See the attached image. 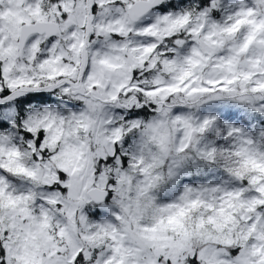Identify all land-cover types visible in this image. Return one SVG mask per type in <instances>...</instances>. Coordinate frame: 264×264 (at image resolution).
<instances>
[{
	"label": "clouds",
	"instance_id": "obj_1",
	"mask_svg": "<svg viewBox=\"0 0 264 264\" xmlns=\"http://www.w3.org/2000/svg\"><path fill=\"white\" fill-rule=\"evenodd\" d=\"M237 19L264 3L0 0V73L43 90L0 143V259L105 264L118 243L127 264H264V32L244 48ZM61 164L79 169L60 180Z\"/></svg>",
	"mask_w": 264,
	"mask_h": 264
},
{
	"label": "snow or ice",
	"instance_id": "obj_2",
	"mask_svg": "<svg viewBox=\"0 0 264 264\" xmlns=\"http://www.w3.org/2000/svg\"><path fill=\"white\" fill-rule=\"evenodd\" d=\"M260 3H264V0H259ZM37 11H39L37 9ZM93 11H95V6H93ZM248 15H251V10L249 9ZM242 24H247V25H252L254 26L252 31L245 37L246 42L244 43L243 47L247 48L250 43L253 42L256 32L261 31L264 32V21H260L257 23L255 20L251 19H237L235 24H233L230 28H227V32H234L236 31ZM264 43V41H262ZM101 63H106V61H101ZM185 75H189V73H186ZM183 79V77H181ZM31 84V81H25L23 79L21 80H7V78L3 75V73H0V143H2L5 139L9 138L8 133L5 131L7 129L12 128L14 125H18L21 123V117H24L25 115V110H24V104L22 101L31 103V101L28 99L30 96H37L40 95L43 90L39 89L38 87H28L25 88V84ZM209 83H216L213 81H209ZM227 83L231 84L232 81L229 80ZM259 87L261 89H264V84H260ZM170 91H176L177 89L171 88L169 89ZM202 90H207V89H202ZM222 90H227V89H222ZM195 91V89H193ZM148 95H155V93H148ZM115 98V97H113ZM42 103V101H41ZM13 105H19L20 108V115L19 117L16 116V109L13 107ZM33 115L38 116L39 113H34ZM136 115L135 109L130 111L128 113V117H134ZM26 127H28V131L25 133L26 136L30 137L32 132H35L37 129L34 127H30V120L25 119L23 121ZM137 122L133 121V125L135 126ZM40 136L43 138V130L40 131ZM122 138V129L121 128H116L114 131V134L110 140V143L113 145L112 148H104L102 152L100 153L101 155V160L100 163L106 164V165H111L115 166L116 164L120 163V160H123L124 164L127 165V157H119V154L121 152V147H120V141ZM55 139V138H54ZM127 141H125L126 143ZM39 141H37V145H39ZM119 157V159H118ZM61 168H63V171L59 175L60 180L65 179V173L68 175H73L76 171L79 169V165H77L74 168H69L68 164H61ZM97 172H99V168L96 169ZM105 171L111 175L112 169L107 168ZM115 174L117 177H119L121 180H123V176L121 174V171L119 168L115 169ZM55 179V177H53ZM101 180L107 179L105 176L100 177ZM108 184H115L116 180L113 179H107ZM56 187H59V184L56 185ZM72 185L69 183L67 185V188H71ZM71 195V193H69ZM106 195L108 197H111L112 191L109 190L107 191ZM105 196V193L100 191L99 189L97 190V195L96 199L97 201L103 199ZM96 215H99V212L96 213ZM146 231H154L146 229ZM111 237V239L115 242L117 241V236L113 233H106ZM155 239V237H152ZM88 240H93L94 237H86ZM5 248L6 246H0V257H3L5 255ZM112 251L116 254L110 257L105 264H127V257L124 253L121 251V245L120 244H115L112 246ZM239 251V249H236L233 252V255H235V252ZM119 257V258H117ZM91 259H95V257H91ZM179 259L180 257L177 254H172L168 255L167 252L165 254L160 255L159 253L157 254V258L150 260L148 264H159L160 260H167V264H179ZM0 264H6V261L3 259H0ZM7 264H11L10 259L7 262ZM66 264H90V258H89V253L84 250H75L72 253V257L69 261H66ZM188 264H197V260L195 257H193L191 260H189Z\"/></svg>",
	"mask_w": 264,
	"mask_h": 264
}]
</instances>
